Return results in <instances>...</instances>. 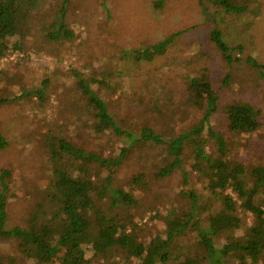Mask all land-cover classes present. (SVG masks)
Here are the masks:
<instances>
[{
	"label": "trees",
	"instance_id": "trees-1",
	"mask_svg": "<svg viewBox=\"0 0 264 264\" xmlns=\"http://www.w3.org/2000/svg\"><path fill=\"white\" fill-rule=\"evenodd\" d=\"M164 1L154 0L153 6L162 8ZM79 3L83 0H0V60L13 50L25 51L32 41L38 52L47 46L58 51L75 36L69 11ZM198 3L216 21L209 38L227 64L245 62L264 74V64L253 55L237 56L247 44L235 35L247 29L243 23L256 12L254 0ZM110 4L94 0L86 17L93 20L96 10L109 15ZM180 32L125 55L150 61L166 54ZM7 69L0 67V76ZM67 73L79 90L74 102L79 126L72 135L62 128L41 135L49 161L41 173L50 170L45 184L34 183V198L26 202L12 189L10 169L1 170L0 243L11 251L0 252V264L6 259L11 264H264V146L257 148V158L253 147L235 152L240 141L228 135L264 137L260 107L244 99L228 102L222 130L215 122L220 94L209 74L189 75L186 101L197 115L180 131H163L158 116L135 125L113 114L101 88L105 81L92 69ZM46 82L20 88L15 100L27 96L34 102L37 95L46 101ZM6 101L0 97V104ZM116 137L122 138L118 151L109 146ZM7 145L0 132V149ZM25 169V184L42 176L38 166ZM153 184L166 190L155 193ZM11 197L20 212L15 223H10Z\"/></svg>",
	"mask_w": 264,
	"mask_h": 264
},
{
	"label": "rangeland",
	"instance_id": "rangeland-1",
	"mask_svg": "<svg viewBox=\"0 0 264 264\" xmlns=\"http://www.w3.org/2000/svg\"><path fill=\"white\" fill-rule=\"evenodd\" d=\"M109 2L110 14L96 10V19L90 21L86 15L92 10L94 0H83L71 9L69 16L76 21L75 26H71L75 36L69 43L59 45L58 51L47 46L38 52L32 41L25 51L11 52L10 49L9 56L0 60V67H8L0 76V97L9 98V101L0 104V132L8 141V145L0 149V173L3 168L10 169L15 183L12 189L22 196L23 201L30 202L34 198L32 185L44 182L48 177L44 175L50 172L45 168L46 173H41L42 166L49 164L40 142L41 135L49 128H62L71 135L78 129L79 121L74 119V102L79 90L73 74L67 73L70 68L85 72L92 69L96 77L103 79L105 84L101 88L112 113L120 115L129 124L141 125L146 116H158L159 129L163 131L177 132L189 126L197 112L186 101L185 77L203 72L209 74L220 94V109L215 115L218 128L224 129V106L237 99L249 100L260 107L264 121V74L258 72L259 67L254 69L245 62L227 64L209 38L216 21L202 12L198 0H165L162 8L154 7V0ZM252 6L256 12L250 13L243 23L247 29L235 35L234 27L232 36L247 44L245 51L237 56L246 58L253 55L264 64V0H254ZM178 31H181L180 34L164 55L150 61L125 55L126 50L147 46ZM46 79V101L39 100L37 95L33 98L34 102L27 96L23 100H15L20 88H40ZM228 135L240 141L235 152L248 153L253 147V156L257 158L261 154L257 149L264 146V137L260 132L243 137L233 132ZM120 141L122 138H114L110 148L118 151ZM34 165L38 166V174L42 176L25 184V168L32 169ZM179 175L177 173L176 176ZM120 178L133 184L129 176ZM197 182L201 185L202 179ZM152 188L155 193L166 190L158 184H153ZM10 200L13 218L10 223H15L14 217L20 212L17 207L13 208L12 197ZM149 213L147 210L146 217ZM114 219L106 221L105 225ZM158 224L161 226V222ZM10 251L6 242L3 245L0 243V252L5 254ZM4 262L11 264L7 259Z\"/></svg>",
	"mask_w": 264,
	"mask_h": 264
}]
</instances>
